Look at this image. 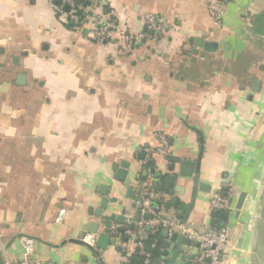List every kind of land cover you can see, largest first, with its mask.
Segmentation results:
<instances>
[{"label":"crops","instance_id":"obj_1","mask_svg":"<svg viewBox=\"0 0 264 264\" xmlns=\"http://www.w3.org/2000/svg\"><path fill=\"white\" fill-rule=\"evenodd\" d=\"M150 12L173 29L151 47H124L121 32L138 33ZM106 18L117 29L96 41L90 29ZM196 38L217 49L205 51ZM160 134L210 185L185 223L210 222L209 194L230 189L222 264H264V0H231L220 28L203 0H103L77 22H63L50 0H0V264L22 257L23 235L54 264H144L135 252L140 238L155 243L153 256L165 249L162 229L144 235L130 220L141 188L163 204L190 200L191 180L178 164L171 170L165 155L147 153ZM121 161L130 163L129 180L116 178ZM102 197L113 200L102 217L91 215ZM112 212L125 220L107 229ZM89 221L99 223L96 238L124 230L110 234L115 244L93 246L97 255L75 241L86 243ZM182 249L197 252L192 241Z\"/></svg>","mask_w":264,"mask_h":264},{"label":"built area","instance_id":"obj_2","mask_svg":"<svg viewBox=\"0 0 264 264\" xmlns=\"http://www.w3.org/2000/svg\"><path fill=\"white\" fill-rule=\"evenodd\" d=\"M231 0H203L207 14L212 19L214 25L220 28L224 22L226 7ZM103 0H50L52 7L61 15L63 22H77L80 14L86 15L96 7H101ZM68 8L67 12H64ZM65 13V14H64ZM143 27L138 33L122 31L120 40L124 47L133 48L135 46L156 44L173 29V23L165 15L160 13H146L143 18ZM117 29V22L114 18H106L95 24L90 29V36L96 41H103L110 33ZM160 145L158 148L146 149L148 155L157 152L163 155L171 152V146L165 134L159 136ZM148 160V158H147ZM154 202V205L151 203ZM134 205L139 213L138 224L145 227L143 232H155L159 229H166L169 234L180 233L196 243V254L189 261L190 264H222L224 250L228 243V227L226 225L213 226L210 222L200 228H193L182 222L175 213H169L163 204L162 197L154 192L139 189L138 195L134 199ZM232 192L216 190L209 194V213L216 211L230 212L233 209ZM112 228L109 234L115 233ZM83 239L91 246H94L96 237L93 233H84ZM23 249L22 257L16 262H6L5 264H54L52 261L44 260L35 251L34 239L30 236H20L18 238ZM146 246L149 250H146ZM155 243L145 245L143 238L136 244L135 252L137 256L144 260V264H150L153 254L151 248ZM69 264V263H64Z\"/></svg>","mask_w":264,"mask_h":264},{"label":"water","instance_id":"obj_3","mask_svg":"<svg viewBox=\"0 0 264 264\" xmlns=\"http://www.w3.org/2000/svg\"><path fill=\"white\" fill-rule=\"evenodd\" d=\"M68 10V8H66ZM194 42L198 45L204 48L205 51L212 52L217 49L218 44L214 41H206L202 38H196L194 39ZM166 160L169 162V169L174 168V164H178V173L179 175L189 178L191 180V186H190V200L187 204L185 203H178V198L171 196L168 202L164 203V206L167 207L169 204L172 206H178V209L183 212V215L177 214V217L180 218L182 222H185L190 211L193 208L194 201L197 197L198 192H209L210 191V185L208 183H204L199 180L198 173H193L195 162L188 158H182L180 155H176L174 153H167L165 155ZM130 163L128 161H121L119 164V168H117L116 171V178L120 180H127L126 174L127 169L129 168ZM116 168V167H115ZM174 175L168 177V180L174 181ZM129 180V179H128ZM174 189L179 192V194H183L185 188L181 185L175 186ZM173 190H169V195L172 194ZM100 193L103 195L106 194V191L104 189H100ZM263 198H264V192H263ZM246 196V192L242 191L239 194L238 200L236 202V208L239 210L242 205L244 198ZM113 199H108L106 197H102L99 201L98 208L91 211V215H94L96 217H102L103 216V210L107 209L108 201H112ZM151 205H154V202L151 203ZM262 205L264 206V200ZM139 213L137 211L135 217L131 218L130 220H138ZM125 220L124 215L122 214H115L110 213L106 216H104V220L102 222L103 226L107 229L111 227L112 221H116L118 224H122ZM99 223L97 221H89L87 224V232L95 234L97 232ZM131 227V225H130ZM117 231H123L124 229L122 227H117ZM164 237H168L170 239L169 245L162 249L158 254L153 256L151 259L150 264H190V260L194 257L193 254L187 253L183 251L182 244L188 245L190 244V239L183 236L180 233H172L169 234L166 229H162ZM75 240V239H74ZM76 242L84 243L87 247H89L91 250H94L95 247L86 244L83 240H75ZM239 239V244H240ZM108 243L115 244L114 238L111 237L110 234L101 232L98 234L94 246L98 248H105ZM146 250H149V247H146ZM94 252L99 255L100 253L98 251Z\"/></svg>","mask_w":264,"mask_h":264},{"label":"trees","instance_id":"obj_4","mask_svg":"<svg viewBox=\"0 0 264 264\" xmlns=\"http://www.w3.org/2000/svg\"><path fill=\"white\" fill-rule=\"evenodd\" d=\"M152 163H147L148 167L151 168ZM228 213L226 211H216L214 213H209L210 223L213 226H220L227 220ZM151 239V238H150ZM152 253H157L156 251H152ZM139 260L142 261L143 259L139 257Z\"/></svg>","mask_w":264,"mask_h":264}]
</instances>
